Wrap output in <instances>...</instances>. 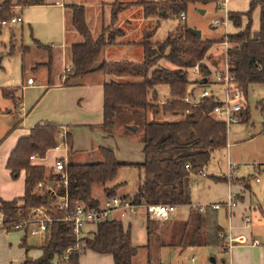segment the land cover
I'll return each mask as SVG.
<instances>
[{"label":"trees","instance_id":"16d2710c","mask_svg":"<svg viewBox=\"0 0 264 264\" xmlns=\"http://www.w3.org/2000/svg\"><path fill=\"white\" fill-rule=\"evenodd\" d=\"M219 1L139 0L135 3H123L116 0L112 5L111 24L103 26L97 38L93 37L88 27L84 5L66 6L70 13V25L82 40L70 46L71 68L63 85H70L89 74L103 73L111 76L112 80L104 84V118L101 127L108 134H112L118 129L117 125L122 124V127L128 129L124 133L128 134L132 132V125L136 126L137 130L138 125L142 126L143 131L139 138L144 144L145 161H122L115 157L112 150L102 147L100 161L69 163L65 170L68 177L67 187L60 184L52 192L47 188L49 182L60 181L61 176L58 173L47 174L45 167L32 165L31 158H43L49 150L55 148L61 136V128L53 123H39L31 128L28 136L20 138L7 161L13 178H18L21 170H25V194L13 200L5 201L0 198L1 226L5 230H14L23 221L30 220L38 208L45 209V214L51 218V222L47 223L41 256L38 260H28L25 264H53L57 256L70 249L76 243L73 225L64 222L62 218L70 215L79 203L90 207L101 205L93 196L94 185H102L107 198L116 196L117 189L122 187L123 183L112 187L107 184L117 178L121 168L136 167L144 174L143 183L133 196L135 205H192L191 176L204 170L210 163L215 149L227 145V125L210 114L218 104L215 96L201 99L194 107L183 101L189 85L192 84L189 70L198 64L201 68H206L203 60L215 41L198 38L183 24L176 33L169 34L159 43L151 40L155 30H148L141 42L144 56L140 62L119 60L98 63V58L104 47L115 44L116 39L123 36L124 31L115 27L118 13L132 4L142 6L145 15L164 11L165 15L170 12L180 17V13H186L192 3L207 5ZM45 4L44 0H3L0 4V29L1 21H9L17 15V7L24 10ZM258 5L262 11L261 30L253 33L252 14ZM242 16L248 18V23L239 33L228 34L227 41L230 46L227 49V60L229 71L234 76L233 87L240 91L242 96L240 122L248 124L251 120V110L247 102L248 90L252 85L264 84V0H253L246 12L231 14L235 27L241 26ZM34 43L39 49L51 51L50 45L41 44L36 39ZM27 48L21 47L23 56ZM10 50L11 53L15 51L12 41ZM161 60L170 62L174 68L163 65ZM38 65L48 67L50 73L51 58L47 63ZM196 83H208V78L205 77ZM162 85L169 87L170 97L159 104L157 89ZM19 89L3 87L1 93L5 98L15 101L14 94ZM262 107L264 113V106ZM148 112L152 114L150 119L147 117ZM166 114H183L184 117L176 121L157 120L158 116ZM66 141L71 142L69 134ZM187 165L189 168H186ZM39 183L44 186L37 190ZM195 220L196 227L203 221L200 216ZM147 221L150 236L154 232V220L150 218ZM219 231L217 226H214L213 232L206 231L201 243L222 244L224 240L219 238ZM82 243V251L71 252L66 264H79L80 257L87 250L98 254H111L114 264H131L137 254V247L132 245L129 230L123 227L122 222L113 219H106L96 225L95 231L87 235ZM149 264H153L151 259Z\"/></svg>","mask_w":264,"mask_h":264},{"label":"crops","instance_id":"0c3cea01","mask_svg":"<svg viewBox=\"0 0 264 264\" xmlns=\"http://www.w3.org/2000/svg\"><path fill=\"white\" fill-rule=\"evenodd\" d=\"M114 1L116 0L102 2L103 13L106 7L110 8L108 14L109 22L106 25L111 24V10ZM119 1L123 3H135L139 0ZM252 1L253 0H220L216 3L204 5L205 7L211 5L215 10L224 12V17L222 19H216L220 21V25H223L224 33L220 36L210 38V40L215 41L210 51L213 52L217 44H220L225 49L224 60L221 61V66L223 67L228 63L227 49L230 46L228 41L225 43L226 36H228V34L239 33L241 30L245 29L248 23V18L242 16L241 26L239 28L235 27L231 20V14L246 12ZM44 2L46 3L45 5H36L24 9V11H32L30 9L43 8L41 11L40 9L39 11L38 9H33L32 12H26L27 14L24 18L19 15L23 18L21 23H24L26 18L30 26V24H33L35 21V13H42L45 21L48 23V29L45 33H42V36L39 34V38L44 39L45 42L42 43L41 40L37 41L41 44L51 46V51L48 52V61L51 58L52 63L56 49H61L60 53L62 58L67 61L64 71L56 75H54L52 71V66L49 73L48 67L41 66L40 68H36L34 65V68L37 70L46 69L47 78H43V83L38 86L36 85V87L35 78L33 79L34 84L32 85H29L26 81L27 86L23 85L19 87V91L14 94L16 98L15 101L10 98H5L1 93V97L4 99L3 102L0 103V198L5 201L21 198L25 194V170H21L18 178H13L10 169L7 167V161L13 150L17 147L16 145L20 138L28 136L31 132V128L39 123H53L61 128V136L58 141L60 148H52L43 158L39 156H33L31 158L32 165L45 167L47 174H57L55 167L57 159L63 160L66 165L69 163L85 164V162L100 161L102 160L100 153V148L102 147L112 150L115 157L122 161L131 163H142L145 161L143 153L144 144L134 133H132L133 135L131 136H127L128 134L121 132L122 130H116L115 133L108 134L101 127L104 118V84L112 80L111 76L103 73L89 74L75 80L70 85H63L66 71L71 67L70 46L82 40V37L76 33L73 28L67 31L66 12L68 10L66 6L75 3H68L66 0H44ZM261 14V8L258 5L253 10L252 14L251 28L253 33L261 30ZM118 15L115 26L124 31V34L116 39L115 44L104 47L101 51L100 56H102V58L99 62L125 60L113 57L114 54H123L124 52H121L120 49L125 48H131L129 49L131 50L130 52L139 55V57H141L140 61H142L144 48L141 46V42L145 37V33L151 30V26L154 25L158 27L159 23L156 22L155 18L156 14L145 15L142 6L132 4L128 8L121 10ZM103 26H105V24ZM31 31L33 32V29H31L30 32ZM56 42H58L57 44L59 45H56ZM27 47L26 54L30 52L29 46ZM103 56H105V58H103ZM208 59L209 57L207 54L203 61H207ZM211 59L216 61L213 63L214 70H216V66L219 65L217 62L218 57L214 55ZM161 61L163 62L165 60ZM39 63L45 64V62ZM165 66L170 68L167 63ZM171 68H174L172 64ZM202 71L205 77L208 78V83H210V72L207 70ZM195 79L196 78H194V80L190 78L191 82H194L188 87V91H191L193 98L198 97L201 87V84L196 83L197 80ZM214 86L215 88L211 89V91L220 98L217 92H214L219 90V85ZM35 88L40 92L35 96V99H30L25 92L28 89ZM219 91L222 92V88ZM157 93L159 94V104H162L170 97L169 87L165 85L158 87ZM259 106H264V103L260 105L259 102ZM147 117L149 119L152 118L151 112L147 113ZM183 117V114H166L158 116L157 120L163 121L166 119L176 121ZM215 118L220 120L217 117ZM250 122L251 120L248 124H251ZM136 130H132V132L136 133ZM68 134L70 136V143L66 141ZM247 134L250 135L251 132L249 131ZM238 146L240 145L230 143L229 140H227V145L225 147L215 149L212 154L216 150H224L225 148L233 152L239 148ZM209 165L210 163L204 168V172ZM235 169L236 168L233 167L231 170L228 163V175L224 173V175L221 176L215 175V173L206 181L210 189H217V186L226 187L228 189L227 196L223 195L211 201L207 197L201 199L198 195L197 199H195L192 195V205L176 206V211L170 214L166 220L149 216L146 205H137L134 212L130 210H118L115 212L112 219L122 222L123 227L129 230L132 245L137 247V254L132 259L131 264H149V259L152 260L153 264H171L170 262H163V258H165L168 253L174 254L175 260L178 259L176 264H189V262L195 261L197 254L195 252L196 250L198 251V249H201L204 255L205 251L203 248L213 247L215 245L218 252H224V258H222L221 264H264V200L260 201L257 199L258 194L264 191V186L262 185L264 176L261 177L260 182H256V175L249 173V177H237L233 171ZM137 170L140 182L134 189L135 191L130 193L128 190H124L126 187V182L124 181L120 182L123 183L121 188L122 191L120 192L117 189V195L133 197L136 194L138 191L137 189L143 183L144 177L143 172L138 168ZM261 170H264V167L261 168ZM230 173L232 178L229 177ZM207 174L208 173H206L205 176L201 174L191 176L190 187L192 188V194L194 190L193 181L197 178H206L208 177ZM49 184L54 191L57 188L56 186L60 185V182L53 180L49 182ZM203 190L204 188L200 190V193ZM231 193L234 194L237 199V205L231 212H228L225 205L220 209L211 208L213 203L224 202ZM106 199L108 198L105 197V200ZM99 202L102 205L103 201L99 200ZM203 206L205 209L200 211L199 208ZM197 216L202 217L203 221L201 225L198 224L196 227L197 221L195 219ZM252 217L255 218V224L258 225V227L254 225ZM150 218L154 220V232L149 236L147 231V220ZM1 220L2 214L0 213V264H25L28 260H38L42 254L41 248L45 243V235L34 237L27 235L21 230H5L1 226ZM92 226L93 225L86 226L88 236L96 229V226L95 229H92ZM214 226H217L220 230L218 234L219 238H221V234L226 236L224 239L221 238L224 240L223 243L214 245L201 243L205 238L204 233L209 230L213 232ZM230 237L234 239L231 244L229 243ZM23 238H25L26 242L23 241ZM187 253L191 254L187 257ZM213 263L216 264V259ZM53 264H65V262H61L60 256H57ZM79 264H114V258L111 254H98L91 250H87L80 257Z\"/></svg>","mask_w":264,"mask_h":264},{"label":"rangeland","instance_id":"374dc122","mask_svg":"<svg viewBox=\"0 0 264 264\" xmlns=\"http://www.w3.org/2000/svg\"><path fill=\"white\" fill-rule=\"evenodd\" d=\"M2 0H0L1 3ZM68 3L72 2L75 4H82L85 6L86 9V16H87V23L90 28V32H92L93 37L96 38L99 34L100 28L105 24V26H108V20H109V11L110 8L106 7L104 10V13L102 12V2H109L110 0H66ZM150 1H157L159 0H150ZM114 3V2H113ZM113 5V4H112ZM33 9H43V8H33ZM33 9H30L33 11ZM47 9V8H45ZM35 10V11H36ZM200 10H203L204 13H201ZM32 11H24L17 7L16 14L21 15L23 18L26 16V12H32ZM24 12V13H23ZM38 13V14H37ZM186 19L182 20L181 17L175 16L171 14L170 12L165 14H161V11L156 14V22H158V27H155L154 25L151 26V30H155L153 36H152V42L159 43L163 39H165L166 36H168L171 33H176L177 29L183 25L186 24V26L189 29H197L201 31L202 33V39H210L214 36H220L222 33H224V27L223 25L219 24L217 25L215 23L216 19H222L224 17V12H221L219 10H215L211 5L205 7L202 4L195 3L189 5L187 11H186ZM16 15V16H17ZM70 13L66 12L67 17V31H69L71 27L70 25ZM35 21L33 24H30L27 22L26 18L24 23L17 22V24H2L0 29V103L3 102V99L1 97V89L3 87H22L23 85L27 86V79L28 78H35L36 85H41L43 83V78H47V70L41 69L37 70L34 68V65L36 68H40L38 64L39 62H48V51L45 49H39L34 44V39L41 40L42 43H44V39L39 38L42 36V33H45L48 29V23L45 21V18L42 13L36 12L35 13ZM116 27V26H115ZM155 28V29H154ZM33 29V32L30 30ZM149 29V28H148ZM11 41L15 47V51L11 53L10 50V44ZM51 43V42H49ZM58 42H56V45ZM34 44V45H33ZM22 45L29 46L30 52L27 53L25 56H23V52L20 49ZM51 48V47H50ZM112 49V48H111ZM131 49V48H129ZM128 48L120 49L121 52H124L123 54H114L113 57L116 59H125L127 61L132 60L139 62L141 60V57L139 55H136L134 53H131ZM61 49H56L55 56L53 55L52 59V71L54 75L61 74L65 69V63L66 59L62 58V55L60 53ZM210 51V50H209ZM224 52L225 49L220 45L217 44V46L214 48V51H210L208 53L209 59L207 61H204V67L201 68V70L206 69L208 72H210V81L215 82V75L218 72H221L223 70V66H221V61L224 60ZM218 57L217 62L219 65H217L216 70L213 67V63L216 62L215 60L211 59L212 56ZM100 58L98 59V62L100 61ZM105 58V56H103ZM162 62V61H161ZM164 65L167 63V65L170 66L171 64L168 61L162 62ZM34 68V69H33ZM210 69V70H209ZM69 71H66V74ZM189 77L197 81H202V78H199L195 76V71L190 70L189 71ZM194 82V81H192ZM215 85V84H214ZM213 84L210 85L208 88L209 90L215 88ZM221 86V87H220ZM205 88V87H204ZM203 87H200V91L204 89ZM219 90H223L222 85H219ZM219 90L214 91L217 92V94L220 96V98L224 99V93L220 92ZM249 94L247 98L248 106L251 110V124L246 123H235L228 126V136L227 140H229L230 143H236L239 148L236 151L230 152L228 151V148L224 150H216L212 154V160L210 162L209 167L207 170H205L206 173H208V177H202L197 178L193 181V197L197 199L200 197L201 199L207 197L211 201L216 200L223 195H226L228 192V189L224 186H217V189H210L208 188L206 181L209 180L212 176V174L215 175H224L229 173L228 171V163L234 164V168H236L234 171V174L237 177H249V173L251 174H259L258 170H256L257 167L263 168L264 167V113L262 112V107L259 106L260 103H264V85H253L249 88ZM39 90L37 88L35 89H28L26 90L27 96L31 99H35L36 95L39 94ZM18 94V93H17ZM139 120V119H137ZM127 121V120H126ZM140 122V121H139ZM120 124V123H119ZM118 129L117 131L122 130L121 132H124L125 130H128L125 127H122V124L119 126L117 125ZM132 130L133 127L136 128V126H131ZM130 130V129H129ZM143 131L142 126L138 125L137 132H131L128 133L127 136L135 134V136L139 137ZM251 132L250 135H248V132ZM127 134V133H126ZM126 136V135H125ZM264 173L262 172L261 176H263ZM203 179V180H202ZM199 180V181H198ZM126 182L124 190H128V192L133 193L135 191L134 189L139 184V174L137 168H121L118 172V176L115 180L112 182H109L107 186L112 187L117 185L120 182ZM198 181V182H197ZM200 183V184H199ZM262 185L264 186V180ZM58 187V186H56ZM122 187H119L118 190L121 192ZM204 190L200 193V190ZM263 188V187H262ZM93 196L100 200L105 201L106 195L104 194V191L102 189V185H94L92 188ZM227 196V195H226ZM258 200L263 201L264 200V191L260 192L257 197ZM194 200V199H193ZM264 202V201H263ZM253 218V217H252ZM264 218V217H263ZM253 223L255 226L258 227V225L255 224V218H253ZM157 223V222H156ZM96 225L92 226V229H95ZM262 227V226H261ZM260 227V229H261ZM83 243L81 244L80 252L82 251ZM204 255L201 249L196 250V259L194 262H189V264H215L212 260L216 259V264L222 263V258H224V252H218L216 245L213 247H207L203 248ZM200 251V252H199ZM189 254L187 253L186 256L188 257ZM174 254L168 253L165 258H163V262H170L171 264H176L178 259H174ZM190 258V257H189ZM175 260V261H174Z\"/></svg>","mask_w":264,"mask_h":264},{"label":"built area","instance_id":"2783aa9c","mask_svg":"<svg viewBox=\"0 0 264 264\" xmlns=\"http://www.w3.org/2000/svg\"><path fill=\"white\" fill-rule=\"evenodd\" d=\"M180 17L182 20L186 19L185 13H180ZM23 18L21 16L17 15L13 18H11L9 21H1V24H17V22H22ZM216 24H219L220 21L216 20ZM225 43H227V36L225 38ZM71 67L67 69V71L70 70ZM192 70L195 71V75L197 77H201L202 79L205 78V75L203 71L201 70L199 64L194 66ZM234 76L231 75L229 71V64L226 63L225 67L221 72H218L215 75V82L210 83H203L200 86L205 87L202 91H200L197 98H193L191 95V91H187L186 96L183 98V101L191 106H196L200 103V100L203 98H209L210 96H215L216 100L218 101V104L214 106V109L211 111V115L214 117L219 118L221 121H223L226 125H231L238 123L240 121V114L242 111V96L240 91L235 89L233 87ZM27 82L29 85L34 84V80L29 78L27 79ZM211 84L215 85H222L224 92V99L218 98L216 94H214L211 90H209V86ZM188 112V111H187ZM56 149L60 148V145L58 144ZM66 163L61 160L57 159L55 163V167L57 170V173L61 176L60 184L67 187L68 185V177L66 176L65 170H66ZM234 167V164L229 163V168L232 170ZM186 168H189L187 165ZM256 170H258L259 174H256V182H260L261 180V174L264 173V170H261L260 167H257ZM201 175H206V173L201 170ZM229 177L232 178L231 173L229 174ZM43 183H39L37 190L43 188ZM52 192L53 189L51 185L49 184L48 187ZM225 207L228 209V212H231L232 209L237 205V199L234 196V194H229L226 200L222 203H213L211 205V208L220 209L221 207ZM137 205L133 203V197H127L123 195H116L114 197L106 199L102 205L99 207H90L88 205L84 204H77L75 206V210L70 213V215H65L62 220L64 222H69L73 225V232H74V238L76 239V243L68 249L63 255L60 256L61 262H66L69 259V254L71 252H77L81 249V244L85 237H87V231L86 226L88 225H98L102 221L106 219H112L115 212L118 210H130L134 212V209ZM149 216L156 219L166 220L170 214L174 213L176 211V205L173 204H156V205H149L146 206ZM205 207H200L199 210L203 211ZM51 222V218L45 214V209L38 208V210H35L33 217L30 220L23 221V223L17 225L15 227L16 230L24 231L27 235L30 236H44L47 230V223ZM221 238H225L226 236L221 234ZM234 241L232 237L229 238V243L231 244Z\"/></svg>","mask_w":264,"mask_h":264},{"label":"water","instance_id":"95a60500","mask_svg":"<svg viewBox=\"0 0 264 264\" xmlns=\"http://www.w3.org/2000/svg\"><path fill=\"white\" fill-rule=\"evenodd\" d=\"M201 13H204L203 10H200ZM161 14H164V11H161ZM192 32L198 37H201V31L197 30V29H192ZM132 128V127H131ZM133 130H136L135 127H133ZM213 262H215V260H212Z\"/></svg>","mask_w":264,"mask_h":264}]
</instances>
